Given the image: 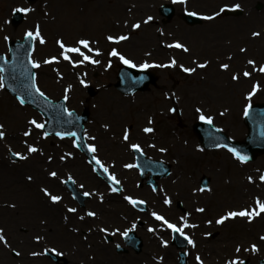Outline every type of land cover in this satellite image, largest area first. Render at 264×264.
Listing matches in <instances>:
<instances>
[{
    "label": "rangeland",
    "instance_id": "1",
    "mask_svg": "<svg viewBox=\"0 0 264 264\" xmlns=\"http://www.w3.org/2000/svg\"><path fill=\"white\" fill-rule=\"evenodd\" d=\"M166 3L172 4L174 9V16H171L170 21L159 14V6ZM226 3L240 4L239 9L242 10L240 15L234 16L223 12L213 20L202 18L200 23L194 25H188L182 18L185 12H197L202 17L212 15ZM21 7L33 8L34 11L22 12L21 22L11 23L13 11ZM44 10L48 12L47 17L43 14ZM96 13L101 15L94 21ZM148 16H152L153 20L147 24L143 23ZM125 21L128 23L125 24ZM137 21L141 22V27L132 29L131 25ZM36 24L40 25L41 34L46 41L45 44H40L38 40L31 39L33 43L31 59L40 63V67L35 68L34 71L36 86L53 101H58L67 94L68 100L65 101V105L69 111L79 114L84 107L87 108L90 115L85 124L87 143L96 144L98 149L96 155L106 165L109 162L107 165L109 172L116 175L121 185L125 187L124 184L127 186L130 184L134 187L135 191L131 190V196L143 195V198L148 200L146 201L148 211L145 217L133 210L131 213L128 212L127 210L131 207L124 199L126 191L120 194L111 192L107 183L93 172L85 156L74 147L73 138L44 137L43 129H35L28 124V121L36 118L38 122L44 123L45 118L33 108L21 105L2 88L0 89V123L5 126L3 130L6 135L0 139V169L9 170L14 183L5 182L0 175V228L4 229V235L8 241V246L0 242V264L5 257L9 258L8 264H56L44 256L46 248L49 250L54 248L57 250L56 253L65 254L69 264H136L130 257V254L133 255L132 251L125 256H115L112 242L105 243L111 247H104L103 236L112 233L116 228L125 229L128 222L136 217L145 220L146 228L154 227V224L161 227V222L154 220L148 212L163 211V195L174 196V193H176L175 198L166 209L169 210L170 220L176 221V218L186 216L189 224L198 225L196 228L184 229L188 236L192 235L196 243L195 248L188 244L187 251L191 252L188 264H197L196 254L205 261L210 254L218 255L222 246H225L228 258L235 255L234 248L237 243L242 245L239 253L241 258L248 256L245 255L243 248L249 241L254 240L259 248L262 247V242L256 237L263 235V213L260 218L263 223L259 227L253 224L248 225L250 227L248 229L241 226L243 218L228 220L223 225H216L214 222L209 225L206 221L209 219L214 221L226 209L255 205L251 202L252 196L249 197L248 202L242 200L231 202L235 199L227 195L235 192L236 189L232 185L233 177H235L231 174L233 171L239 174V179L240 173H248V177L253 178L252 184L248 183V186L251 185L255 189L264 187V182L259 179L261 175H264V154L257 156L253 161L241 163L224 148L201 151L202 147L191 129L192 124L199 119L196 112V108L199 107L205 115L213 117V125L223 129L231 138L242 140L245 137L243 108L248 102L245 96L257 81L260 82L261 89L252 97L251 102L264 101V73L258 71L259 66L264 65V0H185L184 3H180L179 0H36L34 3H28L27 0H0V54L7 58L9 41H24L25 32L34 29ZM253 32H259L260 36L253 37ZM110 34H127L129 39L117 45L106 39ZM5 36L9 37V40L6 41ZM61 38L66 43L81 38L95 41L92 47L99 48L101 55L96 56L95 53L84 51L85 54L99 59L100 63L85 62L74 66L60 58L56 62L45 64L44 60L52 56L59 57L61 50L57 40ZM176 40L184 43L189 48V52L167 47ZM114 47L137 65L144 61L150 64H168L172 58H175L177 66L142 69L153 72L157 77L156 83L149 85L148 90L144 92L137 91L132 95H124L118 92L114 85L117 81L118 69L125 65L117 57L108 55ZM241 48L246 51L241 52ZM148 53L150 55H146ZM70 55L73 59L77 58L76 54ZM229 56L231 60L228 59ZM205 60L209 62L208 66L197 69L196 73L191 75L184 73L179 67V64L194 67L193 61L203 63ZM248 60L256 62V70L248 65ZM221 63H228L229 70L221 69L219 67ZM67 67L75 70L76 78L65 86L64 84L56 85L53 76L57 74L63 79V71H67ZM244 70L251 72L252 75L248 78L243 77ZM233 73L240 75L239 81L231 79ZM81 79L86 81V86L80 83ZM219 79H222L224 84L222 88L224 92L221 96L210 92L215 90L214 85L220 82ZM69 85L72 87L66 93L65 89ZM90 87L94 92L92 96L87 94ZM200 88L205 91L203 95L200 94ZM107 89L117 97L116 107L108 108L105 113L109 120L108 124L112 126L113 122L117 123L118 139L109 146H104L103 142L110 139L98 135L96 106L101 102L102 94ZM206 93L209 94L208 97ZM205 98V101L202 100ZM171 108H175V111H169ZM112 113H115V118L111 117ZM220 113L224 114L220 115ZM138 115L140 119L136 117ZM149 119L152 120L151 124L149 122L147 124ZM144 120L147 127L155 129L152 133L154 138H142L136 135V131L143 125ZM29 128H32V135L23 136L24 131ZM125 129L129 132L128 141L123 140ZM171 133L172 138L168 139ZM89 137L96 139L93 141ZM157 138L163 140L159 146L166 148V152H160V148L156 146L151 147L152 142ZM25 140L42 151L27 154ZM133 142H138L141 147L146 145L144 152L152 158L171 164V174L159 180L156 191L152 192L146 186L141 188L136 186L140 178L135 166L124 167L126 164L134 165L132 150L128 146ZM183 142L197 146L198 159L192 161V158H177L176 153H179L177 149L181 147L184 150ZM9 149L13 152L25 153L28 158L16 161L9 155ZM67 153L72 155L61 160L60 157ZM118 154L121 157L120 165H115L114 161ZM48 156L52 157L51 161L47 159ZM216 169L221 170L220 175L215 171ZM50 171H56L58 177H50L48 175ZM69 175L74 178L75 187L81 194L93 193L89 199L85 200L83 206H78L71 199L70 194L63 189L61 181ZM203 175L209 178L207 189L210 188L211 191L197 190L201 188L199 182ZM28 176L32 177L31 181L27 179ZM244 176L247 177L246 174ZM180 180H184L185 185L180 184ZM81 184L84 185L83 188L80 187ZM23 187L31 190L32 196L56 206V209H48V214L51 217L56 213L59 214L58 217L53 218L54 224L61 230L58 235L60 240L51 238L49 233H44L42 230L38 231L29 222L33 218H23L24 212L27 211L26 202L23 199ZM44 187L49 188L52 194L62 196V200L59 203H52L41 191ZM100 194H103V201L100 200ZM255 196L264 202V195ZM178 201L181 208L176 204ZM195 205L205 208V212L201 214L196 212ZM72 207L77 209L76 213L67 211ZM183 209L187 215H183ZM2 210L8 213L2 214ZM88 211H94L97 215L89 217L86 215ZM81 216L84 217L83 220L79 218ZM39 217L46 222V216L40 214L35 217L38 219L36 223L40 220ZM46 223L53 224L52 221ZM177 223L182 222L178 220ZM104 227L109 229L107 233L100 231ZM161 229L165 233L163 240H167L170 244L171 229L166 226ZM214 231L218 233L215 239H209V236L204 235L206 232ZM137 232L141 233V230L138 228ZM37 235L42 237L39 242L34 239ZM200 240L204 241L201 246H199ZM159 243L160 241L156 239L155 247L162 250ZM13 249L20 255L17 256ZM33 251L43 254L32 256L30 253ZM151 254L156 257L161 252L153 251ZM136 255L145 258L141 259L145 263L155 264L154 261L149 260L148 256H144L147 253ZM138 263L140 264V261ZM163 264H178L175 252Z\"/></svg>",
    "mask_w": 264,
    "mask_h": 264
},
{
    "label": "snow or ice",
    "instance_id": "2",
    "mask_svg": "<svg viewBox=\"0 0 264 264\" xmlns=\"http://www.w3.org/2000/svg\"><path fill=\"white\" fill-rule=\"evenodd\" d=\"M180 3H184L185 0H179ZM232 8V9H239L241 7L240 4H232V5H229V4H224L222 7L219 8L218 11L212 13V15H206V16H203V19H206V20H213L215 19L216 17L220 16L221 13L225 12L227 9L229 8ZM16 11H19V12H23V13H29V12H32L34 11L33 8H29V7H21V8H18L16 9ZM45 15H47V13H45ZM189 15H192V16H196L198 15L197 12H190ZM153 20V17L152 16H148L144 21L143 23L147 24L149 21ZM125 24H127L128 22L125 21L124 22ZM141 27V22L140 21H137L136 23H133L131 25V28L132 29H139ZM25 36L27 38H30V39H33V40H38L40 44H45L46 41L43 37V35L41 34V28H40V25L39 24H36L34 26V29H29L25 32ZM252 36L253 37H259L260 36V33L259 32H253L252 33ZM106 39L112 43H115L117 45L120 44V42L122 41H127L129 39V35L127 34H110L106 37ZM5 40H9V37L5 36ZM93 43H96L95 41H92L88 38H81V39H78V40H75L71 43H66L64 41L63 38L61 39H58L57 40V44L60 48V53H59V57L57 56H52L50 57L49 59H46L44 60V63L45 64H50L52 62H56L58 61L60 58H62L63 60L65 61H69L71 64H73L74 66L75 65H82L84 64L85 62H88V63H91V64H99L100 63V60L99 59H95L93 57V55H90V54H85V51H87V53H95L96 56H99L101 55V51L99 48H94L92 47V44ZM167 47L169 48H177V49H181L183 50L185 53L189 52V48L184 44V43H181L179 40H176L174 41L173 43L171 44H168ZM83 49V50H82ZM241 52H245L246 49L244 48H241L240 49ZM70 54H76V59H73V56L70 55ZM109 56H114V57H117L123 64L125 65H129L133 68H136V67H139L141 69H147L149 67H175L177 66V60L175 58H172L168 64H155V63H152L150 64L148 61H144L143 63L137 65L132 59L130 58H127L120 50H118V48H112L111 51L108 53ZM146 55H150V53L146 54ZM229 60H231V56L228 57ZM29 63H31L32 67L33 68H39L40 67V63L37 62V61H33V60H29ZM193 63L195 64L194 67H186L184 64H179V67L182 69V71L184 73H187V74H193V73H196L197 69H204L208 66V61L205 60L203 63H197L196 61H193ZM248 65H251L253 66V70H256V62L254 60H248L247 61ZM109 66H111V62L109 61ZM219 67L223 70H229L230 68V65L228 63H221L219 65ZM0 71H2V69H0ZM258 71L261 72V73H264V65H261L259 66L258 68ZM242 75L243 77L245 78H248L252 75L251 72L247 71V70H244L242 72ZM231 79L233 81H239L240 79V75L238 73H233L231 75ZM80 83L85 85L86 86V81L81 79L80 80ZM5 85H4V80H3V76H0V89L4 88ZM33 87L35 88V92L38 93L41 97H44L45 96V93L43 91H41V89L36 86L35 84V74L33 73ZM72 86L69 85L68 88L65 89V92L67 93L68 90L71 88ZM261 89V84L259 81H257L256 83H254L252 85V88L250 91L247 92L246 96H245V100L248 101L245 105H244V108H243V115L244 116H248L249 115V111L252 107V104H251V99L254 95H256V93ZM18 99V102L23 105L25 104V99L20 96V97H17ZM64 100H68V96L67 94H65L64 96ZM65 111L67 112V114L69 116L73 115V113L71 111H69L68 109L65 108ZM169 111H175V108H171L169 109ZM196 112L198 113V118L201 120V121H205L206 123L208 124H212L213 123V117L211 115H205L202 108H196ZM224 113H220V115H223ZM149 124L152 123V120L149 119ZM28 124L32 127H34L35 129H44L45 128V124L42 123V122H38L36 118H33L31 119L30 121H28ZM4 124L3 123H0V139H3L6 135L5 131L3 130L4 129ZM105 127H108V125H105ZM143 131L145 133H152L155 131L154 128L152 127H145L143 129ZM32 135V128H29L28 130L24 131L23 133V136L25 137H28ZM44 137H47L48 136V133L47 132H44L43 133ZM57 136H60L61 138H64V136H72V137H76L77 134L75 132H71V133H56ZM79 138L77 137L76 140L73 141L74 143V146L79 148L81 147V145L77 142ZM89 139L95 141V137H89ZM123 140L124 141H128L129 140V133H128V130L125 129L124 131V134H123ZM25 145L27 146L26 147V153L27 154H31V153H37V152H41L42 150L41 149H38L36 146H34L33 144H29L27 142V140L24 141ZM131 149L135 150V151H142L141 149V146L140 144L138 143H130L128 145ZM85 147L87 148V151L92 153L93 155L91 156V159L88 161V163L90 165H94L93 167V171H97V170H101L104 174L107 175V178L108 180L113 184V185H120L121 184V181L119 179H117L116 175L114 173H110L109 172V166H107L97 155V146L95 143H91V144H87L85 145ZM151 147H155V145H151ZM216 147H225V148H228V151L231 152L235 157L236 159H238L241 163H245L248 161L249 157L247 155H243L240 151H238L236 148L234 147H228V145H220V144H217ZM203 149H201L202 151ZM9 151L11 152V149H9ZM160 152H166L167 149L164 148V147H161L159 149ZM25 154V153H21L19 151H16V152H11V155L13 157H18L20 160H25L28 158V155ZM72 153H67L65 156H61L60 159L61 160H64L66 159V157L68 156H71ZM47 159L49 161L52 160V157L51 156H48ZM124 167L126 168H132L134 167V165L132 164H126L124 165ZM48 175L50 177H53V178H57L58 177V173L56 171H50L48 172ZM27 179L29 181L32 180V177L31 176H28ZM260 181L261 182H264V175H261L259 177ZM248 180L251 182L253 180V178L251 176L248 177ZM68 181H72L73 183H75V181L73 180L72 176L69 175L68 176V179L67 180H62L61 183H67ZM81 188L84 187L83 184L80 185ZM111 192H119L121 191V188L119 187H110L109 189ZM156 189L154 188L153 191H155ZM198 191L200 192H203L206 190V187H201L199 189H197ZM208 191H211L210 188L207 189ZM41 191L44 193V195L46 197H48L50 199V201L52 203H59L61 200H62V196L60 195H54L52 194V192L49 190V188L47 187H44L41 189ZM84 196H92L93 193L92 192H84L83 193ZM125 200L128 201L129 204H131L132 206H137V205H141V204H145L146 201L144 200H141V199H137V198H134L133 196L131 195H127L124 197ZM100 200L103 201V194H100ZM164 203L167 204V205H170L172 203L171 199L170 198H165L164 199ZM255 207H241L239 209H235V208H232V209H229V210H225L222 214L219 215L218 218H216L214 221L212 219H209L207 220L206 222L209 224V225H212L213 222L216 224V225H223L226 221L228 220H234L236 218H246L248 220V222H251L254 218L256 217H259L262 213H264V202H262L260 200L259 197H256L255 198ZM10 207H15V205H10ZM68 212L70 213H76L77 212V209L72 207V208H68L67 209ZM197 212H200V213H203L205 212V208L203 207H200V208H197L196 209ZM87 216L89 217H95L97 215L96 212L94 211H88L86 213ZM151 215L155 218V220L157 221H160L161 222V227H167L168 229H171L173 232H176V233H179L181 236H184L185 239L187 240V243L189 245H191L193 248L196 247V243L195 241L192 239L191 236H188L184 229L185 228H196L198 227V225L196 224H189L188 223V220H187V217L186 216H181L179 218V220L182 222L179 226L176 224V223H172L169 219H167L164 215H161L155 211H153L151 213ZM81 220L84 219L83 216L79 217ZM137 227V225L135 223H133L131 225V228H127V229H124L123 231H121L120 228H116L112 231V235H116L117 233H119L121 236L127 238L129 236V233L134 230L135 228ZM101 232H105L107 233L109 231V229L107 227H104V228H101L100 229ZM148 231L149 232H155L156 229L153 228V227H149L148 228ZM204 235L206 237L208 236H211L212 233L210 232H206L204 233ZM34 239L39 242L42 237L40 235H37L34 237ZM259 240L260 241H264V235L260 236L259 237ZM0 242H3L6 246H8V241L4 235V229L0 228ZM161 243L163 246H167L168 245V241L167 240H161ZM117 248L120 247L119 244L116 245ZM242 250V245L240 243H237L235 245V248H234V253L235 255L231 258H228L224 261V264H245V261L239 256V253L241 252ZM260 249H259V246L257 243H251L249 245V247H246V248H243V251L244 252H248V251H251L253 253L255 252H258ZM13 251L15 252V254L17 256L20 255L19 252H16L15 249H13ZM49 249H44V252H48ZM51 251L53 252H56L57 250L56 249H51ZM43 253H38V252H31L30 255L32 256H38V255H41ZM58 254H62V253H58ZM185 255H187V253H185ZM162 259V258H161ZM195 260L197 261V264H204V261L202 260L201 256L199 254H196L195 256Z\"/></svg>",
    "mask_w": 264,
    "mask_h": 264
},
{
    "label": "water",
    "instance_id": "3",
    "mask_svg": "<svg viewBox=\"0 0 264 264\" xmlns=\"http://www.w3.org/2000/svg\"><path fill=\"white\" fill-rule=\"evenodd\" d=\"M29 1L33 2L35 0ZM160 12L168 19L173 16V8L170 5L161 7ZM240 12L241 11H235L232 13L240 14ZM21 19V14L15 12L13 23L17 24ZM184 19L191 25L200 22L199 17L189 14L186 15ZM30 50L31 39L26 38L24 43L18 41L11 42L10 58L8 60H4L3 57L0 56V69H2L1 72L5 89L16 97L22 96L25 99V103L37 108L49 119L45 125L48 134L75 132L77 134L76 139L78 137V140L81 141L80 135L82 134V125L87 121V111H84L81 117H76L73 112V115L69 116L63 110L62 100L54 105L35 92V88L33 87V69L32 65L29 63ZM154 81L155 77L153 75H147V78L142 76L136 78L135 71H132L130 68H124L119 73V81L116 87L123 92L132 93L135 90L146 89L147 85ZM244 117L248 133L244 141L241 142L227 139L228 137L225 134L220 130L214 129L206 122L195 124L193 130L204 147L212 149L218 148L216 147L217 144H226L230 148H236L243 155H247L249 157L248 160H252L257 154L264 152V103L254 104L249 111V115ZM138 166L142 169V173L151 171L156 177L168 173V166L163 165L161 162L139 159ZM205 181H207V178H203V186ZM175 241L179 242L178 239Z\"/></svg>",
    "mask_w": 264,
    "mask_h": 264
},
{
    "label": "bare ground",
    "instance_id": "4",
    "mask_svg": "<svg viewBox=\"0 0 264 264\" xmlns=\"http://www.w3.org/2000/svg\"><path fill=\"white\" fill-rule=\"evenodd\" d=\"M45 13H47V15H45ZM43 14H44L45 17H47L48 16L47 10L46 11L44 10ZM100 15H101L100 13H96L94 21H96L98 19V17H100ZM137 41L141 42V40H137ZM123 44H121V45H123ZM71 65H73V64H71ZM74 75H75V70H73V68H68L67 71H63V79L61 78L60 75H57V74L55 76H53V78H54V82H55L56 85L64 84L63 86H65V85L73 82L74 78H76ZM219 81L220 82H218L217 84L214 85L215 90L214 91L210 90V92L211 93L214 92L216 94H220V96H221V95H223V92H224L222 90V88H224L223 87L224 84H223L222 79H219ZM200 89H201L200 90V94L203 95L205 93V91L202 88H200ZM205 95L208 97L209 94L206 93ZM102 97L103 98H102L101 102L97 103L98 105L96 106V112H97L96 119H97V122L99 123L98 135L100 137L102 136V137L109 138L110 141L103 142L104 146H109L110 144L116 142V140L118 139V129L116 128L117 127V123L113 122L112 126L110 124H108L109 120H108V118L106 116L105 110H107L108 108H112V107L115 108L116 107V98L117 97L114 96L113 92L111 90H109V89L104 90V92L102 94ZM200 100H201V98H200ZM202 100L205 101L206 98L202 99ZM111 117L115 118V113H112ZM136 117L138 119H140L139 115L136 116ZM142 124L143 125L140 126V128L136 131L137 136H140L142 138H147V137L149 138L150 137V139L154 138L153 137L154 135L152 136L153 132L152 133H145L143 131V129L145 127H147L146 125L148 124V121H147V124H146V120H144ZM105 125H108V127H105ZM134 134H135V132H134ZM170 138H172V133L169 135L168 139H170ZM161 141H163L161 138H157L152 143H153V145L156 146V148H161L159 146ZM171 141H173V140H171ZM181 146H182V144H181ZM183 147H184V150L181 149V147H179V149H177L178 150L177 152H179V153H176L177 154V158H179V157H182L183 159L192 158V161L199 158V151H198L199 149L197 148V146H192V145H189L186 142H183ZM117 157H118L117 158L118 160H115L116 164L120 165V163H119L120 157L119 156H117ZM217 169H220V168H217ZM217 169L215 171H217ZM4 170L5 169H2V170L0 169V175L2 176L3 180H5V182L7 181V183H9V184L14 183V180L11 178V176L9 174V170H5V171ZM220 171L221 170L217 171L218 175H220ZM231 174L233 176H235V177H233L234 181H233L232 185L234 187H236L235 192H232L231 194L227 195V196H230L231 198L235 199V200H231V202L232 201H236V200H242V201L248 202L250 196L253 197L251 202H254L255 198L258 197V196H255V195H264V187L255 189V188H252L251 185L248 186V183L252 184V181L250 182L248 180V175H249L248 173H246V172L240 173V179H239V174H237V172L233 171ZM245 174L247 175L246 178L244 176ZM184 182H185L184 180H180L179 181L180 184H183ZM184 185H185V183H184ZM192 190H194V189H192ZM22 191H24L23 199H24V202H26V207H27V211H26V213L24 212L23 218H27V219L28 218H33V219L29 220V222L38 231L42 230L44 233H49V236H51V238H56V239L60 240V236H58V235L61 233V230L57 227L56 224H54V218H53V217H58L59 214L56 213L57 215L55 214V215H53V217H51L50 214H48V209H52V208L56 209V206H53L52 204L47 203L44 199L32 196L33 195L32 191L27 189L26 187H23ZM193 193H196V192L193 191ZM174 194L176 195V193H174ZM175 195L174 196H170V195L167 196L166 195V197L170 198L171 201H172V199L175 198ZM162 205H163V209L168 213L169 210H166V209H168L167 208V204L162 202ZM244 207H251V206L250 205H248V206L246 205ZM252 207H255V205L252 206ZM194 208H195V211H196V209L200 208V207H197L195 205ZM0 212H1V210H0ZM7 213H8L7 211H5V210L3 211L2 210V214H7ZM40 214H43V216H46V218H45L46 222L47 221H52L53 224L51 225L49 223H46L45 221H43V219L41 217H39L40 220L38 221V223H36L38 219H35V217L39 216ZM19 215H21V213H19ZM260 217L261 216L254 218L251 222H248V220L246 218H243V224H241V226L246 228L248 225L253 224V225H256V226L259 227L260 224L263 223V222L260 221L261 220ZM196 222H199V221H196ZM62 240H63V238L61 237V241ZM153 241H154L153 238H147L146 239L145 247L147 248V250L148 249H154V250L156 249V247L153 244ZM203 243H204V241L200 240L199 241V246H201ZM167 250H169V249L166 248L163 251L164 252H168ZM7 262H9V258L5 257L1 264H8Z\"/></svg>",
    "mask_w": 264,
    "mask_h": 264
},
{
    "label": "flooded vegetation",
    "instance_id": "5",
    "mask_svg": "<svg viewBox=\"0 0 264 264\" xmlns=\"http://www.w3.org/2000/svg\"><path fill=\"white\" fill-rule=\"evenodd\" d=\"M218 233L216 232L215 234L211 235L210 238L211 239H215ZM147 238H151V236H146ZM251 243H255L254 240L249 241L246 244V247H249V245ZM244 247V248H246ZM225 247L222 246V250L219 251L220 255L213 253L212 255L210 254L209 257H207L206 261L204 262V264H224V261L226 259H228L227 257V251L226 249H224ZM260 250L258 252H245V254H247V257L242 258L245 261V264H264V241L262 242V247L259 248ZM214 255V258H213ZM233 257L232 255L229 256V258Z\"/></svg>",
    "mask_w": 264,
    "mask_h": 264
}]
</instances>
